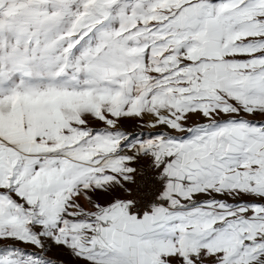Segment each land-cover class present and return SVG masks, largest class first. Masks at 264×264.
<instances>
[{"label":"snow or ice","instance_id":"snow-or-ice-1","mask_svg":"<svg viewBox=\"0 0 264 264\" xmlns=\"http://www.w3.org/2000/svg\"><path fill=\"white\" fill-rule=\"evenodd\" d=\"M53 247L264 264V0H0V264Z\"/></svg>","mask_w":264,"mask_h":264},{"label":"crops","instance_id":"crops-1","mask_svg":"<svg viewBox=\"0 0 264 264\" xmlns=\"http://www.w3.org/2000/svg\"><path fill=\"white\" fill-rule=\"evenodd\" d=\"M123 127L130 133L136 132V133H143L145 135H147L149 132L155 131L147 127L141 128L135 121L132 120L125 121Z\"/></svg>","mask_w":264,"mask_h":264},{"label":"rangeland","instance_id":"rangeland-1","mask_svg":"<svg viewBox=\"0 0 264 264\" xmlns=\"http://www.w3.org/2000/svg\"><path fill=\"white\" fill-rule=\"evenodd\" d=\"M49 255H51L52 257L54 258H60V259H63L65 261V264H73V261L70 257H68L67 253L63 252L62 250L60 249H57L55 247H53L51 250H50V253Z\"/></svg>","mask_w":264,"mask_h":264}]
</instances>
